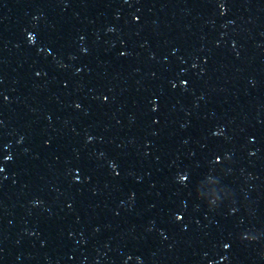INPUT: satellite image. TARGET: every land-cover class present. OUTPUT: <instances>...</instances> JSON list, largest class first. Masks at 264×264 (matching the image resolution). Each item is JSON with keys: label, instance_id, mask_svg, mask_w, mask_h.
<instances>
[{"label": "water", "instance_id": "obj_1", "mask_svg": "<svg viewBox=\"0 0 264 264\" xmlns=\"http://www.w3.org/2000/svg\"><path fill=\"white\" fill-rule=\"evenodd\" d=\"M106 264H264V0H103Z\"/></svg>", "mask_w": 264, "mask_h": 264}]
</instances>
